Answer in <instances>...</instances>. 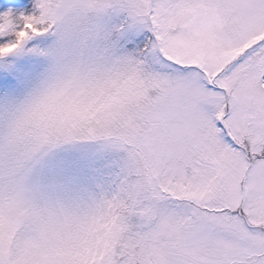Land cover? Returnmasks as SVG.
I'll return each instance as SVG.
<instances>
[{
  "label": "snow or ice",
  "instance_id": "1",
  "mask_svg": "<svg viewBox=\"0 0 264 264\" xmlns=\"http://www.w3.org/2000/svg\"><path fill=\"white\" fill-rule=\"evenodd\" d=\"M0 264H264V0H0Z\"/></svg>",
  "mask_w": 264,
  "mask_h": 264
}]
</instances>
